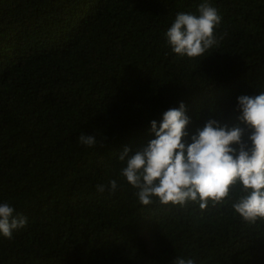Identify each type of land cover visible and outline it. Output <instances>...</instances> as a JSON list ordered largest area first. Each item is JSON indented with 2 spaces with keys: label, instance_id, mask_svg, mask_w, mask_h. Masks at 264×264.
Masks as SVG:
<instances>
[{
  "label": "trees",
  "instance_id": "16d2710c",
  "mask_svg": "<svg viewBox=\"0 0 264 264\" xmlns=\"http://www.w3.org/2000/svg\"><path fill=\"white\" fill-rule=\"evenodd\" d=\"M202 2L0 0V203L27 217L0 235V264H264V221L234 213L237 189L204 209L143 205L121 175L125 146H146L169 108L184 103L191 143L210 119L239 123L238 96L264 93V0H207L217 44L172 51L166 31Z\"/></svg>",
  "mask_w": 264,
  "mask_h": 264
},
{
  "label": "clouds",
  "instance_id": "9594fccd",
  "mask_svg": "<svg viewBox=\"0 0 264 264\" xmlns=\"http://www.w3.org/2000/svg\"><path fill=\"white\" fill-rule=\"evenodd\" d=\"M198 13H178L166 31L167 43L175 54L200 57L217 44L218 10L204 0ZM237 108L239 123L229 127L210 119L191 137V143L183 139L189 123L183 102L162 114L159 127L155 120L150 121L155 138L132 155L125 146L118 157L126 161L121 175L138 190L140 203L149 205L156 198L164 205L193 202L204 209L210 202L223 204L237 189L231 204L234 213L247 224L264 221V93L238 96ZM79 140L83 145L97 146L92 134H81ZM109 185L110 192L117 189L116 180ZM97 190L104 192L105 185H97ZM26 223L27 217L14 215L13 206L0 203V235L11 239L13 231ZM174 264H195V260L177 256Z\"/></svg>",
  "mask_w": 264,
  "mask_h": 264
}]
</instances>
